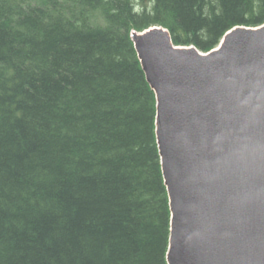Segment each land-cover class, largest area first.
Returning <instances> with one entry per match:
<instances>
[{
    "label": "trees",
    "instance_id": "1",
    "mask_svg": "<svg viewBox=\"0 0 264 264\" xmlns=\"http://www.w3.org/2000/svg\"><path fill=\"white\" fill-rule=\"evenodd\" d=\"M264 0H0V264H168L156 97L133 31L207 53Z\"/></svg>",
    "mask_w": 264,
    "mask_h": 264
},
{
    "label": "water",
    "instance_id": "2",
    "mask_svg": "<svg viewBox=\"0 0 264 264\" xmlns=\"http://www.w3.org/2000/svg\"><path fill=\"white\" fill-rule=\"evenodd\" d=\"M131 39L156 96L168 264H264V24L208 53L154 26Z\"/></svg>",
    "mask_w": 264,
    "mask_h": 264
}]
</instances>
